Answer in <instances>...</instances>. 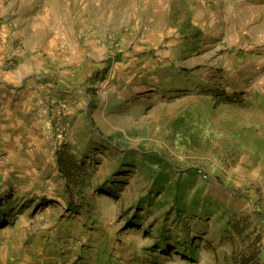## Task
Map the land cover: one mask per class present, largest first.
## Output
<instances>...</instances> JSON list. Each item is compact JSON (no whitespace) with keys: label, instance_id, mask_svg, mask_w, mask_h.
Masks as SVG:
<instances>
[{"label":"rangeland","instance_id":"obj_1","mask_svg":"<svg viewBox=\"0 0 264 264\" xmlns=\"http://www.w3.org/2000/svg\"><path fill=\"white\" fill-rule=\"evenodd\" d=\"M257 2L0 0L53 95L0 112V264H264Z\"/></svg>","mask_w":264,"mask_h":264},{"label":"crops","instance_id":"obj_2","mask_svg":"<svg viewBox=\"0 0 264 264\" xmlns=\"http://www.w3.org/2000/svg\"><path fill=\"white\" fill-rule=\"evenodd\" d=\"M252 1H258V5L264 4V0ZM4 14L0 10V112L9 115L6 119L17 117L18 120H24V114L19 116L14 113L30 105L40 108L53 95L43 85L42 78L34 77V73L41 69V60H44V54L38 49L41 45L37 41L33 47H26L21 38L25 34L17 28V23L3 18ZM35 112L37 116L41 111ZM0 125L8 127L9 123L6 126L1 119Z\"/></svg>","mask_w":264,"mask_h":264},{"label":"trees","instance_id":"obj_3","mask_svg":"<svg viewBox=\"0 0 264 264\" xmlns=\"http://www.w3.org/2000/svg\"><path fill=\"white\" fill-rule=\"evenodd\" d=\"M113 61H119V58H115ZM110 65H111V64H110ZM110 65H109L105 70H103L102 72H98V73H96V76H97V77H99L100 75L105 76V75L107 74V72L109 71V69H110ZM103 76H101L100 80L103 79ZM152 157H153L155 163H156L157 165H159L160 167H162V169H165L166 166L169 164V163L166 161V159H165L163 156L159 155V154H153ZM189 171H190V170H189ZM64 173H65V171H64ZM67 173H68V172H67ZM163 176H164L163 173L160 172L159 175H158V177H157V180H161V179L163 178ZM175 201H177V198H175ZM71 210L77 212V210H76L75 208H71ZM177 213H178V215H179V214L181 213V211H177Z\"/></svg>","mask_w":264,"mask_h":264},{"label":"bare ground","instance_id":"obj_4","mask_svg":"<svg viewBox=\"0 0 264 264\" xmlns=\"http://www.w3.org/2000/svg\"><path fill=\"white\" fill-rule=\"evenodd\" d=\"M4 231H1V233H3Z\"/></svg>","mask_w":264,"mask_h":264}]
</instances>
